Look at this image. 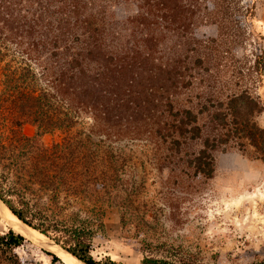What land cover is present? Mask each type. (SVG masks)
<instances>
[{"label":"trees","instance_id":"trees-1","mask_svg":"<svg viewBox=\"0 0 264 264\" xmlns=\"http://www.w3.org/2000/svg\"><path fill=\"white\" fill-rule=\"evenodd\" d=\"M259 4L0 0V64L14 52L0 65V201L83 264H124L91 253L103 208L124 219L133 202L117 175L211 179L234 151L264 164ZM0 224V248L42 253ZM140 251L139 264H200L180 248Z\"/></svg>","mask_w":264,"mask_h":264},{"label":"rangeland","instance_id":"rangeland-1","mask_svg":"<svg viewBox=\"0 0 264 264\" xmlns=\"http://www.w3.org/2000/svg\"><path fill=\"white\" fill-rule=\"evenodd\" d=\"M247 1L260 3V17L252 19V25L255 34L264 37V0ZM13 53L8 52L1 67ZM18 63L15 59L13 65ZM254 90L264 107V74ZM256 122L264 128V111ZM23 130L29 136L34 134L30 125ZM59 140L58 133L42 137L48 147ZM117 177L121 194L132 192L134 199L124 219L118 208H103L102 222L93 227L91 253L96 260L110 257L124 264H139L143 257L140 249L147 243L180 248L200 264L264 263V164L260 161L234 151L217 156L211 179L155 175L154 171ZM67 209L76 211L79 205L72 203ZM40 251L0 248V264H53L54 255Z\"/></svg>","mask_w":264,"mask_h":264},{"label":"bare ground","instance_id":"bare-ground-1","mask_svg":"<svg viewBox=\"0 0 264 264\" xmlns=\"http://www.w3.org/2000/svg\"><path fill=\"white\" fill-rule=\"evenodd\" d=\"M0 214L4 217L6 223L1 221L4 225L10 228L12 232L17 235H21L26 241L30 242L34 246L38 247L41 250H45L47 252L52 253L57 259L62 261L65 264H81L77 260H75L71 255L65 253V251L59 249L58 247H40L36 243H41L44 240V236L34 231L26 226H24L20 221H18L15 216L11 215L8 209L0 202ZM63 264V263H62Z\"/></svg>","mask_w":264,"mask_h":264},{"label":"water","instance_id":"water-1","mask_svg":"<svg viewBox=\"0 0 264 264\" xmlns=\"http://www.w3.org/2000/svg\"><path fill=\"white\" fill-rule=\"evenodd\" d=\"M1 202V201H0ZM2 203V202H1ZM3 204V203H2ZM4 205V204H3ZM6 207V206H5ZM7 208V207H6ZM8 209V208H7ZM9 211V210H8ZM10 212V211H9ZM11 213V212H10ZM11 215H13L12 213H11ZM14 216V215H13ZM18 220V219H17ZM0 221H3L4 223H6V221H5V219H4V217L0 214ZM22 223V222H21ZM23 224V223H22ZM24 225V224H23ZM24 226H26V225H24ZM26 227H28V226H26ZM29 228V227H28ZM31 229V228H30ZM21 236V235H20ZM44 238H46L45 236H44ZM47 240H45V241H43V242H41V243H36L38 246H40V247H51V246H55V247H58L59 249H61V250H63L62 248H60L58 245H56L53 241H51V240H49L48 238H46ZM64 251V250H63ZM47 252V251H46ZM65 253H67V254H69L68 252H66L65 251ZM52 254V253H51ZM53 255V254H52ZM69 255H71V254H69ZM71 257H73L75 260H77L74 256H72L71 255ZM78 262H80L79 260H77ZM81 264H83L82 262H80Z\"/></svg>","mask_w":264,"mask_h":264}]
</instances>
